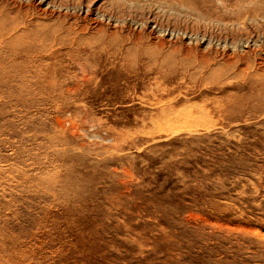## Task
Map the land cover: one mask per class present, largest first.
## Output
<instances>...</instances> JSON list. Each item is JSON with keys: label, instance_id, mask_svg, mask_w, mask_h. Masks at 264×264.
Listing matches in <instances>:
<instances>
[{"label": "rangeland", "instance_id": "rangeland-1", "mask_svg": "<svg viewBox=\"0 0 264 264\" xmlns=\"http://www.w3.org/2000/svg\"><path fill=\"white\" fill-rule=\"evenodd\" d=\"M105 1L83 0L91 36L114 39L91 38L98 59L0 65V245L37 237L42 264H264L263 13L243 28ZM18 250L0 264L39 262Z\"/></svg>", "mask_w": 264, "mask_h": 264}, {"label": "bare ground", "instance_id": "bare-ground-1", "mask_svg": "<svg viewBox=\"0 0 264 264\" xmlns=\"http://www.w3.org/2000/svg\"><path fill=\"white\" fill-rule=\"evenodd\" d=\"M21 1L24 0L11 2L0 0V65L98 59L92 49L91 38H94L93 40L98 44L105 40L110 42L114 40L112 36H107L106 32L102 30L98 32L97 36H91L89 4L84 5L83 0H58L56 3L44 1L47 3L45 7H39L37 2L32 3L31 1L30 4L26 5L27 3ZM249 2V0H208L206 3L190 2L189 0H106L104 3L105 7L110 8L116 15L136 13L146 17L144 8L149 4L175 10L183 8L196 18H214L219 23H237L246 28L247 21L260 17L262 13L264 16V8H258L252 5L253 2ZM212 3L235 12L231 13L230 16L217 15ZM240 6L242 8L236 11ZM53 9H62L66 12L59 10V12L57 10L55 12ZM215 10L218 11L217 6ZM108 43L107 41L103 42L106 46ZM198 67L206 69L210 67V64L198 62ZM180 81L182 82V80ZM62 85H56L53 80L48 79L37 86L43 89L45 97L46 95L65 96L66 90L64 91ZM163 118L165 117L163 116ZM34 234L37 235L38 233L35 232ZM1 236L3 239L4 236ZM5 240L9 247L5 250L0 245L2 254L9 249L13 250L14 253H19V248L22 255H30L35 261H39L37 264H42L43 257L39 251H36L37 244L40 243L39 238H34L33 241L36 240V243H33V246L32 243L25 244L23 240L16 242L17 239L8 237H5ZM39 248L40 246L37 249L39 250ZM51 248H49L50 251H52ZM7 260L6 264H10L9 261L13 262L15 258H7Z\"/></svg>", "mask_w": 264, "mask_h": 264}]
</instances>
